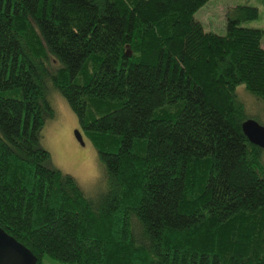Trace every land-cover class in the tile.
Listing matches in <instances>:
<instances>
[{
    "label": "trees",
    "instance_id": "16d2710c",
    "mask_svg": "<svg viewBox=\"0 0 264 264\" xmlns=\"http://www.w3.org/2000/svg\"><path fill=\"white\" fill-rule=\"evenodd\" d=\"M207 1L0 0V227L36 264H264V148L236 91L264 106L262 29L236 5L205 30ZM49 86L97 151L95 196L39 142Z\"/></svg>",
    "mask_w": 264,
    "mask_h": 264
},
{
    "label": "rangeland",
    "instance_id": "374dc122",
    "mask_svg": "<svg viewBox=\"0 0 264 264\" xmlns=\"http://www.w3.org/2000/svg\"><path fill=\"white\" fill-rule=\"evenodd\" d=\"M236 5H249L257 8V19L243 22L241 25L261 28L260 43L264 47V5L257 0H208L194 13V18L205 30L222 34L225 30L226 14ZM54 64L56 63L53 61L52 65L55 66ZM242 87L238 85L236 91L247 105L249 115L253 114L256 119L258 117L264 122V106ZM46 94L52 106L53 115L45 118L38 135L40 144L49 152V163L72 175L86 195L95 196L106 187L104 171L97 151L80 127L65 98L57 89L49 86ZM75 128L81 134L82 144L73 134ZM262 155L264 157V151ZM41 262L43 264H76L59 261L46 253L42 254Z\"/></svg>",
    "mask_w": 264,
    "mask_h": 264
},
{
    "label": "water",
    "instance_id": "95a60500",
    "mask_svg": "<svg viewBox=\"0 0 264 264\" xmlns=\"http://www.w3.org/2000/svg\"><path fill=\"white\" fill-rule=\"evenodd\" d=\"M129 54V51L125 52ZM241 130L250 143L264 148V124L253 117H247L241 122ZM73 134L82 144L79 130L75 128ZM0 264H36V257L23 243L15 239L0 227Z\"/></svg>",
    "mask_w": 264,
    "mask_h": 264
}]
</instances>
